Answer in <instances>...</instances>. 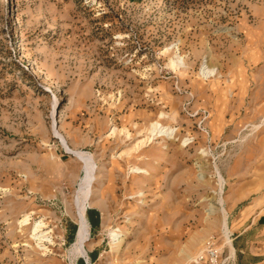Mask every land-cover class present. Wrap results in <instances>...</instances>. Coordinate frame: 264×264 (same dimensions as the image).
<instances>
[{
	"label": "rangeland",
	"instance_id": "374dc122",
	"mask_svg": "<svg viewBox=\"0 0 264 264\" xmlns=\"http://www.w3.org/2000/svg\"><path fill=\"white\" fill-rule=\"evenodd\" d=\"M209 246L264 264V0H0V264H193Z\"/></svg>",
	"mask_w": 264,
	"mask_h": 264
},
{
	"label": "bare ground",
	"instance_id": "6f19581e",
	"mask_svg": "<svg viewBox=\"0 0 264 264\" xmlns=\"http://www.w3.org/2000/svg\"><path fill=\"white\" fill-rule=\"evenodd\" d=\"M180 63H183V60L180 58H177L175 61L172 62V65L174 67H177ZM213 72L212 69H207L206 67L204 69H202V74L204 76H207L208 74H211ZM163 116V113L161 114V118ZM150 129V137H159V136H166V137H172L173 134H175V130L173 128L170 127H163L159 122H154L151 125ZM148 138V139H149ZM69 153L75 155L76 153L74 151H72L71 149L68 148L67 150ZM80 155V154H79ZM78 155V156H79ZM82 157V155H81ZM86 157V156H85ZM82 163H83V173L84 176L82 178V182L79 186V190L78 193L80 194V200L82 201V207L79 210L78 213V219H77V232H76V237H75V242L72 244V252L73 254L77 255L76 258L79 257L80 254H85L86 256V252L84 250V243L87 241L88 239V229H89V225H88V220H87V210H88V204H89V197L91 195V183H92V169H91V165H89V161L88 158H82L81 159ZM137 170V169H136ZM94 171V170H93ZM29 222V216H24V218L22 219V221L20 222L21 225H28ZM44 223L42 221L36 222L34 223L33 226V237L37 240H39L40 242H44L48 239V233L44 232ZM112 244L115 245L116 242L119 240L120 238V234L116 231L112 232ZM114 247V246H113ZM82 257V256H80Z\"/></svg>",
	"mask_w": 264,
	"mask_h": 264
},
{
	"label": "built area",
	"instance_id": "2783aa9c",
	"mask_svg": "<svg viewBox=\"0 0 264 264\" xmlns=\"http://www.w3.org/2000/svg\"><path fill=\"white\" fill-rule=\"evenodd\" d=\"M193 264H219L217 250L211 246L207 247L195 258Z\"/></svg>",
	"mask_w": 264,
	"mask_h": 264
},
{
	"label": "trees",
	"instance_id": "16d2710c",
	"mask_svg": "<svg viewBox=\"0 0 264 264\" xmlns=\"http://www.w3.org/2000/svg\"><path fill=\"white\" fill-rule=\"evenodd\" d=\"M262 220V219H261Z\"/></svg>",
	"mask_w": 264,
	"mask_h": 264
}]
</instances>
